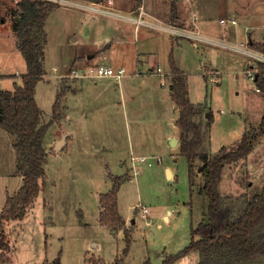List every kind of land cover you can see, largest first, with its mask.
I'll list each match as a JSON object with an SVG mask.
<instances>
[{
    "label": "rangeland",
    "instance_id": "374dc122",
    "mask_svg": "<svg viewBox=\"0 0 264 264\" xmlns=\"http://www.w3.org/2000/svg\"><path fill=\"white\" fill-rule=\"evenodd\" d=\"M18 1L0 0L1 91L20 86L26 70L11 28V12ZM69 10L57 9L47 18L46 76L35 87V101L44 124L52 119L57 94L66 90L58 106V120L63 115L71 121L64 117L61 127L56 126L57 121L43 137L42 143L50 151L44 164L46 185L22 220L2 223L0 234L3 233V245L7 249L0 246V256L3 253L4 257L0 264H113L117 258L122 264H164L169 255L185 249L192 227L201 222L207 210V200L199 192L203 183L198 172L201 163L199 160L193 163V175L189 177L187 161L179 155V130L173 128L178 111L173 110L170 99L165 104L159 102L160 95L169 92L168 80L171 83L172 76L168 79L165 75L170 70L167 62L170 56L175 67L186 75L190 101H206L214 116L210 148L206 144L207 151L213 155L221 145H231L226 149L236 147L239 138H235L241 136L244 120H249L248 130L259 128L264 98L256 94L255 84L244 76L247 57L203 44L196 49L188 39L180 53L173 51L167 60L149 61L147 67L153 66L155 70L159 67L161 76L135 77L134 73H128L129 78L119 82L126 86L122 97L116 95L117 82L113 80L108 81L111 86L105 93H100L105 89L101 84L107 80L92 82L84 78L76 83L77 78H72L68 70L89 72L93 64L89 65L85 56L93 50L83 41H72L73 36L81 40L87 30ZM78 57H84L85 65L76 62ZM228 58L237 60L231 66L233 60L229 62ZM203 63L217 68L218 74L205 72L202 76ZM142 79L145 84L141 83ZM71 84L77 89L75 93L70 92ZM255 97H259L260 106ZM83 112L85 117L80 118ZM156 119L162 124L164 134L176 131L172 136L178 140L176 147L154 146L150 133L157 125ZM137 120L141 122L137 126L145 131L137 132L139 139L134 136ZM67 131L73 138L68 146L65 144L55 151L58 140ZM13 142L14 137L0 129V213L6 196L15 195L22 185L15 167ZM143 158L146 160L142 161ZM166 166L173 171L174 179H170L171 175L167 179ZM221 173L218 191L224 205L235 209L237 214L264 185V135L248 157L225 165ZM117 178L123 180L117 189V211L124 226L112 232L99 223L97 207L99 194L111 190ZM142 208L149 211L146 216ZM125 231L130 235L128 247ZM198 261L199 253L192 251L173 264ZM238 264H264V256L240 260Z\"/></svg>",
    "mask_w": 264,
    "mask_h": 264
},
{
    "label": "trees",
    "instance_id": "16d2710c",
    "mask_svg": "<svg viewBox=\"0 0 264 264\" xmlns=\"http://www.w3.org/2000/svg\"><path fill=\"white\" fill-rule=\"evenodd\" d=\"M178 1L170 2L171 21L176 17ZM58 7L57 3L49 1L19 0L16 9L11 12V28L16 38V48L24 58L26 70L20 86L14 85L12 90H0V129L14 137L15 167L22 179V185L15 195L6 196L5 205L0 213V228L2 223L7 221L22 220L26 210L35 202L46 185L44 164L50 151L42 141L49 127L58 121L60 111L58 106L67 92L61 90L57 94L52 105V119L42 124V111L35 101V87L46 74L45 23ZM250 48L264 53V41L261 44H251ZM168 65L172 76L170 98L178 111L174 122L179 130V155L185 157L187 161L189 177L193 175V163L196 160L201 163L198 172L203 178V183L199 192L207 200V210L201 222L192 227L190 241L185 249L169 255L164 264H173L192 251L199 253L197 264H238L240 260L264 256V185L261 192L248 200L237 214L235 209L224 205L218 191L224 166L248 157L260 136L264 135V115L259 128L245 131L236 147L231 149L221 147L217 154L209 153L206 144L213 124L212 113L206 103L195 105L190 102L186 75L175 67L172 56L168 60ZM68 72H72L71 69ZM263 75L258 73L254 82L264 98ZM121 181L122 178L113 180V188L99 194V223L112 232L124 226V221L117 211V189ZM129 236L128 231H125L127 247L130 243ZM4 240L1 233L0 246L7 249V246L3 245ZM3 258L2 253L0 263ZM113 264H122V260L117 258Z\"/></svg>",
    "mask_w": 264,
    "mask_h": 264
},
{
    "label": "crops",
    "instance_id": "0c3cea01",
    "mask_svg": "<svg viewBox=\"0 0 264 264\" xmlns=\"http://www.w3.org/2000/svg\"><path fill=\"white\" fill-rule=\"evenodd\" d=\"M73 1L80 2L82 4H95L100 6L103 10L107 12L111 11L114 14H117V16L119 15L130 18H138L137 16L139 9L141 8L143 9L144 15L141 18L144 24L142 26H137L130 20L127 19L124 20L115 15L107 16L94 11H87L76 7H69L66 5L64 7L63 5H59V7L57 8L58 10L63 8V10L66 9V11L69 10L68 8H71L72 10L69 11H72L71 13L73 14V16L81 20V24L86 27L87 33L83 35L82 39L78 40L77 37L73 36L72 41L73 42L83 41L82 43L86 45L90 49V51L93 50L92 53L87 54L85 56V59L88 60L89 62L88 64L91 65L98 62H104L109 66H112L114 69L125 70L126 74L120 80L121 82L123 79L124 80L128 79L129 78L128 73L131 72L134 73L135 77H143L145 76V74L151 76L153 75L161 76L162 70L159 69V67L156 68L157 70L153 69V66L147 67L149 61L154 60L156 58L158 60H165V59L167 60L169 54L172 53L173 51H175L176 54L180 53V50L183 48L184 43H186L185 39L183 38L179 39L173 37L170 33H167L163 29L161 30L158 27H152L153 25L157 26L159 24H166L177 28H187L188 30H192V31L198 30V32H200L207 39L226 43L231 47H235V48L237 47L238 49L241 50L247 49L248 51L251 50L257 51L255 49L250 48V45L261 44L264 41V0H179L177 3L176 17L174 21H171L169 16L170 13L169 8H170L171 0H139L140 2L138 0H112L111 2L109 0H100L99 2H86L81 0H73ZM57 9L51 13V15L48 17V20L55 14ZM221 20H224V22L222 23ZM46 24L47 21L45 23V28H46ZM189 42L193 45L192 41L189 40ZM199 44L202 43H198V45ZM209 46L218 47L220 49L245 56L247 57L248 61L243 67L249 68L247 66L251 65L252 60L245 53L238 52L237 50H230L225 47H220L217 45L215 46L207 45V47ZM193 48L196 47H194L193 45ZM205 48L202 49L204 50V52H205ZM77 59L76 62L78 61V63L84 64V60H85L84 57H78ZM231 60H233V62H231ZM236 60L237 59L235 58H228V61L231 62L230 63L231 66L233 63H235ZM201 67L203 69L205 68V70H203L201 73L202 76L203 73L205 72L208 74H216V73L218 74L219 71L217 68L215 69L209 63H203ZM145 68L148 69V72L145 71ZM143 71L145 72L143 73ZM182 72L184 73V71ZM166 73H168V75L165 76L169 79L170 78L169 75L171 74L170 70L169 72ZM45 76L46 74L43 77ZM207 77H211V76L208 75ZM83 79L84 78L82 77L77 78L76 83L81 82ZM166 79H165V84H166ZM97 80H107L101 84L105 89H103L102 90L103 92L101 91L100 93H105L106 89L110 88L111 85L108 81L113 80L115 82V80L112 77L99 78L91 81L96 82ZM120 81L117 82L118 91L116 95L122 97V92L125 93L126 86L125 83L122 85L119 84ZM141 83L145 84V79H142ZM170 84L171 83L168 80L169 92L167 91L166 95L164 93L161 94L160 95L161 98L159 102L165 104L170 99L169 104H171L173 110L174 109L176 110V107L170 98ZM73 86L74 85L71 84L70 87L72 90L70 92L75 93L77 89H75ZM255 92L258 95L260 94L261 98L263 99L260 91L255 90ZM188 98L189 100H191L189 86H188ZM258 99L259 97L258 98L255 97V101L258 102L260 106L261 103L259 102ZM204 103H206V101L202 103L199 102L193 104L199 105ZM158 104L159 106H162V104L160 103ZM206 106L208 108L207 103ZM61 107L64 108L65 107L64 104H62ZM263 110H264V104L262 102V109L259 118L260 120L263 116ZM83 116L85 117L84 112L80 115V118H82ZM64 117L69 122L71 121V119H69L68 116H64ZM64 117L63 115L61 116L56 126H60V127L62 126L60 122L62 119H64ZM248 121L249 120H244L242 124V130H241L242 134L248 130L247 129ZM134 123H136L134 136L137 137V139H139L140 136H137V132L140 133L141 131L144 130L140 129L141 126L140 127L137 126V125H141L140 121L137 120ZM155 124L157 125L153 128L152 134L150 133L152 137L151 139L154 140L153 141L154 146L158 148L159 147L165 148L166 145L167 147L172 148V146H170L168 143L171 140L172 136L176 134L177 128L175 124L173 128L176 129V131L173 134L170 133L168 135L164 134L162 124L158 122L157 119ZM240 137L241 136H238L235 139L239 138L240 140L241 139ZM72 138H73V134L67 131V135L65 137V142L67 146ZM211 140L212 138L209 133L208 148H210ZM259 140H261V136L258 139V141ZM221 146L231 147V145H221ZM159 163H161V160L159 161ZM166 169L170 171V175H171L170 179H174L175 176L173 175V171L171 170V168L166 166L164 168L165 173H166ZM167 179H169L168 175H167ZM97 209L100 215L99 198H98ZM164 219L167 220L168 217L164 216ZM93 245L96 246V244Z\"/></svg>",
    "mask_w": 264,
    "mask_h": 264
},
{
    "label": "built area",
    "instance_id": "2783aa9c",
    "mask_svg": "<svg viewBox=\"0 0 264 264\" xmlns=\"http://www.w3.org/2000/svg\"><path fill=\"white\" fill-rule=\"evenodd\" d=\"M43 1H49V2H53V3H57L58 5H66L69 7H76V8H80L83 10H87V11H94L97 13H101L103 15H115L117 16V14H114L111 11H105L103 10L100 6L95 5V4H82L80 2H76V1H69V0H43ZM110 2L112 0H109ZM144 15L143 9H139L138 12V18H130V17H123V16H117L121 19L124 20H130L131 22H133L134 24H136L137 26H142L144 24L143 20H142V16ZM141 18V19H140ZM221 22L223 23L224 20H221ZM152 27H158L161 30L163 29L164 31H166L167 33H170L173 37L176 38H183V39H188L190 41H192L194 47H197L198 43H202V44H206V45H217L220 47H225L227 49L230 50H237L238 52L241 53H245L246 55H248V57L252 60L251 61V65L250 67L245 71L244 75L246 77L247 80H249L251 83L253 82V84H255V78L256 75L258 73H264V69L262 67H264V53L260 52V51H248L246 50H241L238 49L237 47H231L229 45H227L226 43H222V42H217V41H212L210 39H207L206 37H204L200 32H198V30L196 31H192V30H188L187 28H177V27H173L171 25H166V24H159L157 26L153 25ZM89 72L86 73H79L77 71V69H74L72 71V78H87L90 80H96L99 78H110L112 77L116 82L120 81L126 74L125 70L123 69H114L112 66H109L108 64L104 63V62H98L92 65V67H90L88 69ZM264 77V75H263ZM256 91H259V88L257 87V85L255 84ZM142 161H145V159H142ZM143 211V216H146L149 211H147L146 208H142Z\"/></svg>",
    "mask_w": 264,
    "mask_h": 264
},
{
    "label": "water",
    "instance_id": "95a60500",
    "mask_svg": "<svg viewBox=\"0 0 264 264\" xmlns=\"http://www.w3.org/2000/svg\"><path fill=\"white\" fill-rule=\"evenodd\" d=\"M207 115V114H206ZM65 136H63L60 140H58L54 150L55 151H59L63 146H65L66 142H65ZM169 145L172 147H176L178 145V140L175 138H171V140L169 141ZM169 170L166 169V175H168Z\"/></svg>",
    "mask_w": 264,
    "mask_h": 264
},
{
    "label": "bare ground",
    "instance_id": "6f19581e",
    "mask_svg": "<svg viewBox=\"0 0 264 264\" xmlns=\"http://www.w3.org/2000/svg\"><path fill=\"white\" fill-rule=\"evenodd\" d=\"M168 175H170V171L168 172Z\"/></svg>",
    "mask_w": 264,
    "mask_h": 264
}]
</instances>
